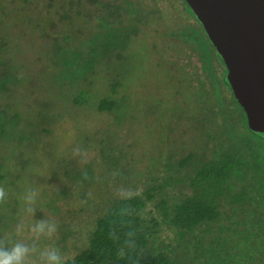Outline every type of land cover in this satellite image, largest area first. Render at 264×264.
I'll return each instance as SVG.
<instances>
[{"label": "trees", "instance_id": "16d2710c", "mask_svg": "<svg viewBox=\"0 0 264 264\" xmlns=\"http://www.w3.org/2000/svg\"><path fill=\"white\" fill-rule=\"evenodd\" d=\"M7 1L0 0V184L25 169L27 155L33 158L28 143L37 140L41 132L51 134V128L43 125L47 122L44 119L31 128V133L26 129L29 121L25 117L31 116L30 111L35 118L41 114L36 111L37 105L10 101L26 77L20 76L14 65L7 69L3 66L10 60L5 55L13 42L3 34V16L6 12L19 16V8L13 10L6 5ZM31 1L23 0L27 6ZM179 2L189 22L177 33L166 31L167 37H178L179 44L170 47L174 51L151 40L148 29L154 21L149 16L151 12L137 10L130 3L105 4L104 11L112 8L107 13L113 20L108 22L101 13L98 20L101 31L78 47H70V43L62 46L56 38L53 47L44 42L46 57L54 65L45 78L44 89L57 94L60 101L71 103L73 108L85 105L86 109L97 101L98 111L108 112L114 117V124L124 126L132 107L131 96L126 92L130 88L126 80L116 79L113 69L127 67L129 59L134 58L138 76L152 83L156 107L165 108L164 97L168 94L165 91L168 87L173 90L174 94L168 97L173 112L168 115L167 124L173 120L179 124L181 120L184 135L194 141L184 148L178 145L182 149L177 151L165 148L167 140L172 139L165 130L173 129L166 125L162 114L156 122L140 118L146 122L142 129L145 138L137 140L147 143L142 153H137L136 143L131 152L130 146L116 139V132L109 134L108 130L101 133L94 148L98 168L94 163L79 167L75 157H62L55 167L59 168L55 177L58 176L61 188L47 207L53 208L55 214L60 211L57 203L70 205L72 209L64 213L63 225L69 229L63 231L57 226L53 234L59 235L60 241H51L49 246L63 252L67 240L78 242L74 240L78 231L87 236L80 251L61 258L62 264H264V138L249 130L244 111L225 80L227 71L222 59L187 2ZM156 11L163 18L164 14ZM79 13L75 12L80 16ZM31 26L32 30L37 28ZM38 35L42 41L49 37L45 32ZM67 35L66 40L70 38ZM99 67L109 73L96 74ZM46 71L50 72L43 73ZM102 78L110 83L112 95L95 100L93 89ZM82 81L89 87L77 89ZM162 81L167 84L160 85ZM65 87L76 91L58 90ZM121 91L125 93L116 97ZM53 121H58L56 114ZM156 133L159 134L154 136ZM79 142L80 150L90 148L89 139L83 137ZM129 156L133 160V174L127 169ZM135 162H145L141 172ZM124 168L128 173H123ZM99 169L103 173L96 175ZM104 170H108L109 181L133 190L113 199L110 205L97 208L87 199L86 191L88 187L104 185L101 181L105 178ZM85 210L95 213L91 227L72 226L81 217H87Z\"/></svg>", "mask_w": 264, "mask_h": 264}, {"label": "rangeland", "instance_id": "374dc122", "mask_svg": "<svg viewBox=\"0 0 264 264\" xmlns=\"http://www.w3.org/2000/svg\"><path fill=\"white\" fill-rule=\"evenodd\" d=\"M179 1L180 0H32L29 6H27L26 2H23V0L7 1L6 5L13 8V10L19 8V10H17L19 16H14L13 12H6L3 16V20H5L4 28H2L4 30L3 34H6L13 40L10 52L5 55V57H9L10 60L8 64H3V66L7 69L9 65H14L19 69L20 76L24 75L26 77L22 86V81H20L10 101L14 103H16V101H21L25 102V104L38 106L39 109H36V111L41 113L38 118L34 117L35 114L32 111H30V117H25L27 118L26 120L29 121L27 122V126H25L27 130L30 129V133L31 128L35 124L37 125L39 122H44L42 121L43 119L47 121L44 122L43 125L51 128V134L41 132L37 140L28 143L31 147L33 158H30L28 155L26 158L24 157V160L27 161L24 165L26 166L25 169H21L17 175L7 178L0 184V189L5 193L3 197H0V247H10L11 244L16 242L27 245L32 251H30L26 258L25 264H41L39 253L43 250L53 249L49 246L51 241H60L59 235H36L33 231V227L41 219L53 223L55 229H57V226L59 228L62 227L63 231L69 229L68 226L65 227L63 224H65V214L72 209L70 208L71 206L69 205L67 207L64 203H57L56 205L58 209H60L58 214L53 213V211H55L53 208L49 209V207H47V204L50 203L55 192L61 188L59 187L60 181L58 180V176L55 177L57 169L59 168L56 169L55 167L59 165L58 162H60L62 157L66 155H71L67 157V159H74L75 157L79 167H84V165L88 163H94V166L98 168L99 159H97L98 154L94 148H96L95 145L97 140L100 139L101 133L108 130L110 132L109 134H115L116 132V139L128 147L130 146L129 149L131 152H133V144L135 148L136 143L137 153H142L141 149L146 148L147 143H139L137 140H139L140 137L141 140L145 138L142 129L146 126V122L140 121V118L144 117L149 121L156 122L162 114L165 116L166 125L168 127L171 126L173 130L170 132L167 129L165 130V134L169 133L172 139L167 140L166 145L160 144L161 147L165 145V148L170 149V151H177L184 148V146H186L185 144L189 145L191 142L194 143V141H192L193 139H187V136L184 135L185 125L181 120L179 124H176L175 120L171 121L172 124H167L170 122L168 115L173 112L171 100L168 99L170 94H174L173 90L168 87V91H165V95L168 93L164 97L165 108L162 106L156 107L155 103L152 101L155 95V91L150 89L152 83L150 79H144L138 76L139 70L137 61L134 58L133 60L129 59L127 67L118 66L113 69V73L117 76L116 79L122 78L126 80L125 82H128L127 84H129L128 86L130 88L126 92H129L131 96L132 107L127 117L128 122L124 124V126L114 124V117L109 115L108 112L98 111L96 109L97 101L87 106L89 110L86 109L85 105L80 108H73L71 107V103L65 102L64 100L60 101L57 94L52 93V91L50 94V90L44 89L45 78L50 75L51 70L54 68L52 61L46 57L44 42L45 44L49 42L48 47H53L54 39L56 38L59 40L57 43L62 46L65 44L69 45L70 43V47H78L76 45H80L82 42L87 41V38H93L94 35H97V33L101 31L98 27V20L101 16H104L108 22L113 20V17L109 19V13H107L111 11L112 8L104 11L105 4H120L126 6L127 3H130L131 6H134L137 10L141 9L142 12H151L149 16L154 18V21L152 20L148 27V29H151L149 36L151 40L158 42V44L161 43L162 46L165 45V49L168 50L172 45L179 44V40L177 36L168 35L167 37V34H165L166 31L177 33V31L184 28L189 22L185 18L182 5ZM48 3L51 4L50 9L48 8ZM18 4L20 5L19 7ZM143 8L146 10L143 11ZM156 9L164 14L163 18H159L160 14L157 13ZM75 12L79 13L80 16L76 15ZM101 13L103 15L99 16ZM64 14L66 16L69 14V16L63 17ZM123 16H126V12ZM31 25H36L37 28L32 30ZM113 25L116 24L113 23ZM39 32H45L49 37L42 41L39 38ZM67 34L70 38L66 40ZM15 45L16 47H14ZM5 57L1 56L2 60H5ZM44 70H49L50 72L48 71L49 73H47L46 71L43 73ZM96 71H100L99 73L96 72V74L109 73L108 70L101 67ZM106 81L107 78L97 80V86H94L93 89L96 93L95 100L107 94L112 95L110 83ZM166 84L167 81H162L160 83L162 86ZM77 85H79L77 89L89 87L85 81ZM58 90L72 93L76 91L74 88L68 87ZM122 93H125V91L116 94V97H121ZM178 99L181 103L182 97L180 96ZM148 103H150L149 106ZM27 106L28 105H26V107ZM55 114L58 121H53L55 122L53 123L52 120L55 119ZM132 117L135 118L133 122L131 121ZM144 134L147 135V132H144ZM158 134L159 133H156L154 136ZM78 137L89 139L91 143V145H89L90 148L80 150L79 140L81 138ZM178 145L182 148L177 147ZM186 150L188 149L186 148L185 151ZM6 151H8V149L3 150V154L6 153ZM126 163L128 166L127 169L133 174V160H131L130 156ZM144 163L145 162H135L138 172H141L140 168L143 167ZM20 167L22 168V166ZM124 170L125 171H121H123V173H128L126 168H124ZM99 171L100 169L97 171L96 175L103 173L102 171L99 173ZM107 172L108 170H104L105 178L101 179L104 185L95 186V188L88 187V191H86L87 199L93 202L92 204L96 205L97 208L106 207L110 205L113 199L128 195L129 192L133 190V188L126 190L124 184L117 185L116 183V186L115 183L107 179ZM127 178L129 179V177ZM120 182L123 183L124 180L121 179ZM138 185L141 186L140 181ZM74 189L78 190L77 188ZM29 190H33L36 196L32 204L27 206L24 202V196ZM79 206L82 207V204L80 203ZM79 206L78 210L80 208ZM85 215L87 217H81V219L72 226L76 225L80 228L86 225L87 229L90 228L95 213L90 210H85ZM67 221L69 223L68 216ZM69 237L70 235L68 239ZM74 238V240L78 241L77 243H72L70 240H67L64 243L66 247L63 248L65 252L58 251L61 258L66 259L80 251L87 236L85 233L80 234V231H78Z\"/></svg>", "mask_w": 264, "mask_h": 264}, {"label": "water", "instance_id": "95a60500", "mask_svg": "<svg viewBox=\"0 0 264 264\" xmlns=\"http://www.w3.org/2000/svg\"><path fill=\"white\" fill-rule=\"evenodd\" d=\"M226 68L251 132L264 138V0H185Z\"/></svg>", "mask_w": 264, "mask_h": 264}, {"label": "clouds", "instance_id": "9594fccd", "mask_svg": "<svg viewBox=\"0 0 264 264\" xmlns=\"http://www.w3.org/2000/svg\"><path fill=\"white\" fill-rule=\"evenodd\" d=\"M4 195V191L0 189V197ZM35 196L36 193L33 190H29L24 196L25 204L30 206ZM33 231L37 236H51L55 231V225L41 219L34 225ZM30 251H32V249L19 242L11 244L10 247H0V264H25ZM39 257L41 264H62L61 257L56 249L43 250L39 253Z\"/></svg>", "mask_w": 264, "mask_h": 264}]
</instances>
